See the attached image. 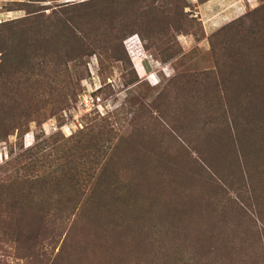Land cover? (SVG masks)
I'll return each instance as SVG.
<instances>
[{"label": "trees", "instance_id": "obj_1", "mask_svg": "<svg viewBox=\"0 0 264 264\" xmlns=\"http://www.w3.org/2000/svg\"><path fill=\"white\" fill-rule=\"evenodd\" d=\"M46 1L50 0L15 1L18 7L8 11L23 10L25 15L0 23V143L26 133L31 122L63 118L76 102L93 56L104 72L111 63L122 61L118 49L127 37L137 35L147 48L159 44L160 37L141 30L146 19L152 23L154 4L162 0L43 4ZM171 13L177 15V20L173 18L177 33L169 37L172 43L159 44L167 59L181 52L177 36L186 30L183 10L172 12L165 6L158 15L171 22ZM167 30L163 36H168ZM209 44L213 55L226 54L230 46L238 51L217 71L182 80L175 91L182 92V111L195 114L198 131H203L199 136L190 129L188 135L214 143H197L198 148L176 143L170 152V145L162 147L166 150L162 154L175 159L153 160V176L140 178L136 189L132 188L136 179H129L127 187L122 180L106 177L115 165L108 152L120 150L104 145L112 143L120 130L108 129L107 118H102L105 124L90 121L77 133L68 148L75 153L72 163L68 152L60 157L64 162L59 166L76 168L71 177L63 179L57 174L62 170L54 167L58 159L53 156L62 151L56 141L44 140L24 150L21 146L19 153L11 152V158L0 164V193L9 196L16 222L22 224L24 212L37 207L41 223L37 234L54 242L57 223L72 220L79 236H73L65 255L72 264H264V239L256 227L264 217L258 215V220L250 209L251 203L261 206L264 200V3L212 34ZM135 77L131 84L138 82ZM179 80L171 77L159 99ZM201 103L204 113L198 110ZM156 119L166 129L162 111ZM160 144L153 149L155 156L161 154ZM92 168H100L95 178ZM63 180L72 193L55 192L62 191ZM189 183L195 185L183 187ZM233 193L239 197L233 198ZM62 202L65 207L56 208L55 203ZM153 209L163 217L157 226L149 225ZM227 233L235 238L231 241ZM113 255L118 259L114 261Z\"/></svg>", "mask_w": 264, "mask_h": 264}, {"label": "rangeland", "instance_id": "obj_2", "mask_svg": "<svg viewBox=\"0 0 264 264\" xmlns=\"http://www.w3.org/2000/svg\"><path fill=\"white\" fill-rule=\"evenodd\" d=\"M15 1L18 0H0V23L25 15L23 10L8 11V9L18 7L13 3ZM81 1L84 0H50L43 4ZM263 3L264 0H162L155 2L154 6L157 7V11L150 17L152 23L149 25L150 20L146 19L142 24L144 27L141 30L142 33L152 31L153 34L160 37L158 40L160 45L167 40L172 43L173 40L169 37L177 33L175 23H173V18L176 19L177 15L171 13L169 19L172 21L169 22L168 19L164 21L159 17V15L161 16L160 10L165 6H170L172 12H180L181 9L185 16L183 28L186 29L179 31L181 34L177 36L181 52L177 56L167 59L161 53L162 49L159 44L158 47L147 48L146 41H141L137 35H132L127 37L123 41V46L118 49L122 61L111 63L104 72H101L97 58L93 56L87 64L89 74L80 81L76 102L64 111L63 118L47 116L39 121L31 122L27 132L23 135L9 136L6 142L0 143V164L11 158V152L12 156L19 153L21 146L24 150L37 143H42L44 140L56 141V146H61L60 149L63 152L59 150L53 156L54 159H58L54 167L57 170H62L57 174L64 179L65 176L73 175L76 168L72 164H68L66 167L59 166L64 162L63 159L60 160V157L64 151L68 152L71 149L68 148L75 143L77 133L82 131L90 121H98L103 122L102 124H110L107 126L108 129L112 126L117 130L120 129L113 136L112 143H104L111 149L120 146L119 151L111 154L108 152L110 154L108 156L115 165L106 172V177L112 180H122L123 183H126L124 186L127 185V187L129 179H136L132 185V188L136 189L141 184L140 178L153 176V160L157 162L175 159L172 155L162 154L166 151L162 147L170 145L168 148L170 152L174 145L177 147L176 143H193L197 148L200 145L197 146V143H214L215 140H206L207 137L195 138L188 135L190 129L197 131L196 135L199 136L203 131H198V126L193 119L195 114L191 115L188 114L191 112L182 111L185 106L180 101L179 95L182 92L181 90L175 91V89L180 88L182 80L183 82L192 81L202 73L217 71L223 62L228 63L230 59H233L238 51L237 46H230V50L225 52L226 54L213 55L209 44L210 36ZM166 27L169 28L167 30L169 34L163 36L162 33L166 31ZM133 71L138 77V82L131 84L130 81L136 78ZM173 76L181 80L173 87L170 94L159 99L161 90ZM204 76L201 75V77ZM213 76L219 77L215 73ZM199 106L198 110L200 109L204 113L202 103ZM160 111L165 117L166 129H163L156 119ZM102 118H107V121L104 123ZM173 133L178 137H175ZM158 143H162L160 144L162 150H160L161 154L158 151L155 156L153 149L157 151ZM201 150L205 151L204 148ZM71 154L75 153L68 152L70 163H72ZM176 157V159L179 158L178 155ZM206 157L209 158L210 155L207 154ZM213 159L215 158H211V160ZM99 169L92 168L93 178L96 177ZM81 170L83 171V169ZM63 181L62 191L56 190L55 192H61L63 195L72 193V186L68 185L67 180ZM194 185L195 183L183 184V187L190 189ZM132 188L128 191L134 196L136 192H133ZM263 195L264 191L261 198ZM2 196L4 194L0 193V264H72L65 257L66 253L70 251V241L73 236L79 237L77 233H74L72 220L58 222L59 235L55 241H44L42 236L37 234V228L41 226L38 208L34 206L32 210L24 212L23 222L20 224L14 219L17 215L16 211L11 212L8 205L9 196ZM236 196L239 197L237 193L236 195L232 194L233 198ZM58 205L60 208L65 207L64 202L55 203L56 208ZM250 209H252L251 213L260 220L259 217H264V200L261 206L254 202L251 203ZM156 214L159 220L156 218ZM160 215H162L160 210L153 209V218L149 221L153 223H147L151 226L161 224L160 219L163 217ZM260 221L256 227H259V236L264 239V220ZM19 232L20 234L17 235ZM227 234L231 241L235 238L230 233ZM145 237L144 235L141 238ZM149 237L152 239L153 235L151 234ZM262 242L264 243L263 240ZM140 246L143 249L144 246ZM206 248L203 252L204 255ZM59 253L62 255L60 256ZM117 259L118 256L113 255V260ZM59 261L60 263H58Z\"/></svg>", "mask_w": 264, "mask_h": 264}, {"label": "crops", "instance_id": "obj_3", "mask_svg": "<svg viewBox=\"0 0 264 264\" xmlns=\"http://www.w3.org/2000/svg\"><path fill=\"white\" fill-rule=\"evenodd\" d=\"M18 1H25V0H18ZM13 13V12H12Z\"/></svg>", "mask_w": 264, "mask_h": 264}]
</instances>
